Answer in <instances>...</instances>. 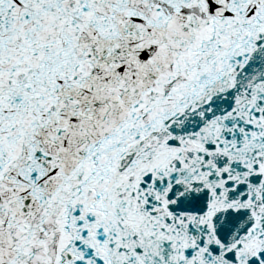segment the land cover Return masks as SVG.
Wrapping results in <instances>:
<instances>
[{
  "label": "snow or ice",
  "instance_id": "6c2138e0",
  "mask_svg": "<svg viewBox=\"0 0 264 264\" xmlns=\"http://www.w3.org/2000/svg\"><path fill=\"white\" fill-rule=\"evenodd\" d=\"M0 264H264V0H0Z\"/></svg>",
  "mask_w": 264,
  "mask_h": 264
}]
</instances>
